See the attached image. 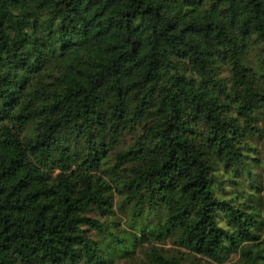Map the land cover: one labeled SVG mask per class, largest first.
<instances>
[{"label": "trees", "instance_id": "obj_1", "mask_svg": "<svg viewBox=\"0 0 264 264\" xmlns=\"http://www.w3.org/2000/svg\"><path fill=\"white\" fill-rule=\"evenodd\" d=\"M254 38L264 72V0H0V264H110L84 226L103 229L87 212L112 213L115 188L133 215L163 209L141 229L149 241L173 237L218 261L241 249L242 264H264L256 218L211 185L214 164L243 163L241 135L260 131L253 112L264 120V88L243 60ZM48 59L51 83L33 85ZM137 127L113 152L117 176L96 175ZM144 253L182 264L155 245Z\"/></svg>", "mask_w": 264, "mask_h": 264}, {"label": "rangeland", "instance_id": "obj_2", "mask_svg": "<svg viewBox=\"0 0 264 264\" xmlns=\"http://www.w3.org/2000/svg\"><path fill=\"white\" fill-rule=\"evenodd\" d=\"M43 34V33H42ZM44 35V34H43ZM249 44L243 53V60L247 66L251 67L255 73L254 84L264 88V72L261 70V44L256 38ZM56 60L43 64L44 71L41 77L30 80L33 85L38 83H51L52 75L56 74ZM217 73L226 88L231 87L230 72L227 63L220 60L216 64ZM186 77L198 82L200 77L191 72L188 66H184L182 71ZM50 85V84H48ZM251 123L257 124L260 131L251 128L240 137V153L242 164L237 170L234 167H226L216 163L213 166V179L211 185L214 193L220 198L231 200L241 208L251 212L256 218V231L264 236V120H261V112L255 110ZM31 125H27L23 134L30 133ZM140 132V127L122 131L119 133L115 144L110 149L102 165L95 170L96 175H100L106 181H112L117 176V169L114 167L113 152L126 149L132 144L136 135ZM79 145V144H78ZM80 146V145H79ZM112 209L110 214H100L96 209L91 208L88 215L101 221L102 230L84 226L85 232L95 242L97 252L107 258L110 264H152L145 256V249L150 245L157 246L163 254L174 255L180 258L182 264H242L243 255L241 249L225 250L221 260L210 259L202 254L194 253L188 248L177 244L173 237L164 240H151L144 238V231L147 225L159 222L164 211L161 207L149 210L147 205H141L138 212L133 215V205L129 202L124 192L117 188L111 192ZM217 222L226 229L232 227L226 222L222 211L216 212ZM116 236L118 240H115ZM245 247L252 248V243H244ZM79 264H96L83 255L80 256Z\"/></svg>", "mask_w": 264, "mask_h": 264}]
</instances>
